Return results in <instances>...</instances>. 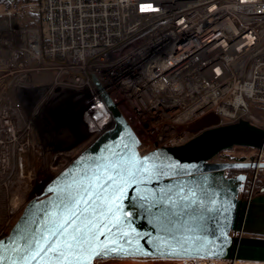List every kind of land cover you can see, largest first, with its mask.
<instances>
[{"label": "built area", "instance_id": "1", "mask_svg": "<svg viewBox=\"0 0 264 264\" xmlns=\"http://www.w3.org/2000/svg\"><path fill=\"white\" fill-rule=\"evenodd\" d=\"M41 9L42 28L22 26L12 10L0 11L1 153H9L22 128L36 133L38 147L47 142L50 148L56 129L63 143L89 145L112 126L103 94L137 133L142 154L185 144L211 113L221 116V124L253 115L264 128L255 113H264V0H43ZM48 70L55 72L51 82H34V73ZM50 103L64 107L65 123L54 118ZM244 155L215 161L264 163V148ZM254 195L252 187L249 197ZM116 260L251 264L188 257L101 263Z\"/></svg>", "mask_w": 264, "mask_h": 264}, {"label": "water", "instance_id": "2", "mask_svg": "<svg viewBox=\"0 0 264 264\" xmlns=\"http://www.w3.org/2000/svg\"><path fill=\"white\" fill-rule=\"evenodd\" d=\"M113 115L112 126L85 146L60 172L46 182L24 205L8 233L0 237V255L13 256L12 238L17 230L31 234L51 226L59 213L53 207L59 189L80 182L103 184L109 176L108 192L119 191L109 201L115 217H109L106 237L134 249L122 257L222 258L264 262V188L252 197L240 196L250 180L246 169L264 168V163L217 162L223 151L236 146L264 148V128L249 119L221 124V116L208 114L196 123L201 132L178 146L157 147L142 154L135 130L116 103L103 94ZM230 170H239L230 175ZM51 189V191H50ZM197 201L190 214L173 217L172 235L161 231V212L172 206L179 211ZM211 208L212 211H207ZM107 211V208L105 209ZM117 224V227H112ZM70 230V229H69ZM128 233L127 236L121 235ZM174 237V238H173ZM51 239V237H49ZM179 242V243H177ZM179 255H168V246ZM187 249V250H185ZM52 253H47L51 257ZM42 254L32 264H46ZM95 259L92 264H95ZM51 264H57L52 260Z\"/></svg>", "mask_w": 264, "mask_h": 264}, {"label": "snow or ice", "instance_id": "3", "mask_svg": "<svg viewBox=\"0 0 264 264\" xmlns=\"http://www.w3.org/2000/svg\"><path fill=\"white\" fill-rule=\"evenodd\" d=\"M112 180L113 177L109 176L103 184L92 181L80 182L77 186L70 184L59 189L57 198L52 202L53 207L58 210L59 218L53 220L51 226L43 225V231L38 234L35 230L31 234H24L18 228L17 235L12 238L14 246L11 251L14 255H0V264H32V261L42 254L47 257L49 252L52 256L47 257L46 264H51L52 260L57 264H92L93 259L97 264H101L109 259L132 254L134 249L125 247V244L133 243L130 239L123 244L111 240L110 237L98 242L99 236L111 232L109 217L118 221L115 211H119V208L113 211L109 201L115 192L119 191V187L112 192L107 191ZM197 203L193 200L190 204L183 205L179 211L174 204L164 208L161 212V231L171 236L173 227L170 226L174 225L173 217L183 218L190 214L189 209ZM207 211L211 212L212 209L208 208ZM121 235L127 236L128 233L122 232ZM168 247L170 248L168 255L180 254L176 247L170 245Z\"/></svg>", "mask_w": 264, "mask_h": 264}, {"label": "rangeland", "instance_id": "4", "mask_svg": "<svg viewBox=\"0 0 264 264\" xmlns=\"http://www.w3.org/2000/svg\"><path fill=\"white\" fill-rule=\"evenodd\" d=\"M54 106L50 103V109L54 114V118H60L62 123H65L67 113L64 107ZM255 113L257 117L264 118L262 110L255 109ZM250 120L253 123L261 125V122L253 115L250 117ZM16 122H19L18 117ZM20 122L22 126L23 120H20ZM56 130L50 132V148L45 147L47 142L42 147L36 146V133L24 128L16 131L17 136L12 138L8 146V149L10 148L9 153H1L3 147L0 146V231L7 225H13L23 209L21 207L40 190L42 185L60 172L64 166L62 162L58 161L61 154H63L62 156L65 154L67 155L66 157L74 158L84 148L74 146L75 143H63L60 139L56 138L59 135V129ZM74 147L77 148L73 153ZM252 151L234 148L231 154H249ZM5 158L10 161L4 160ZM244 171L248 174L251 173L250 169ZM33 182L40 184V188L36 187V184L34 185ZM15 207L18 209L15 213L11 214ZM120 262L116 260L101 264H122Z\"/></svg>", "mask_w": 264, "mask_h": 264}, {"label": "trees", "instance_id": "5", "mask_svg": "<svg viewBox=\"0 0 264 264\" xmlns=\"http://www.w3.org/2000/svg\"><path fill=\"white\" fill-rule=\"evenodd\" d=\"M32 4L37 5L38 8H36L35 10H31ZM42 6L43 0H0V11L12 10L18 23L25 27H44L45 14L41 9ZM57 59L58 58H56V60ZM54 76L55 72L52 70L34 73V82L39 84L49 83L54 79ZM255 124L260 126V124ZM234 148L242 149L245 151L254 150V148H245L241 146H237ZM232 150L223 151L217 157H222L223 159H231L233 158V155L236 159H243L245 157L244 154H231ZM239 172V170H230L229 174L233 175ZM249 177L250 180L247 186L241 191L240 196L249 197L252 187H254L255 194H258L260 190L264 188V168L259 169L257 175L256 170L251 169Z\"/></svg>", "mask_w": 264, "mask_h": 264}, {"label": "bare ground", "instance_id": "6", "mask_svg": "<svg viewBox=\"0 0 264 264\" xmlns=\"http://www.w3.org/2000/svg\"><path fill=\"white\" fill-rule=\"evenodd\" d=\"M69 154V153H68ZM63 154H61V157L59 158V162H62L63 164H64V166L61 168V170L68 164V162H70V161H72L73 159H71V157H66L67 155H65L64 154V156H62ZM8 166H9V168H10V165H9V163H8ZM58 170H59V168H58ZM60 170V171H61ZM2 171V170H1ZM22 171H23V169H22ZM33 184L35 185L36 184V187H38V188H40V184H38L37 182H33ZM24 207V206H23ZM23 207H21V208H23ZM18 208L17 207H15V208H13V210H12V213L11 214H13V213H15L16 212V210H17ZM8 228H10V225H8V227H6V229H8ZM5 231H0V235L1 234H3ZM249 263H253V262H251V261H249Z\"/></svg>", "mask_w": 264, "mask_h": 264}, {"label": "flooded vegetation", "instance_id": "7", "mask_svg": "<svg viewBox=\"0 0 264 264\" xmlns=\"http://www.w3.org/2000/svg\"><path fill=\"white\" fill-rule=\"evenodd\" d=\"M237 174V173H236ZM233 175H235V174H233ZM249 182V181H248ZM248 182L246 183V186H247V184H248ZM259 193H261V190H260V192Z\"/></svg>", "mask_w": 264, "mask_h": 264}]
</instances>
